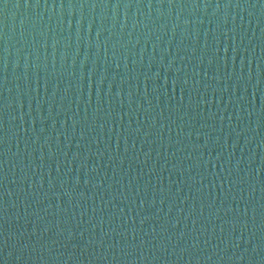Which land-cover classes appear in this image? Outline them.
Listing matches in <instances>:
<instances>
[{
    "label": "water",
    "instance_id": "water-1",
    "mask_svg": "<svg viewBox=\"0 0 264 264\" xmlns=\"http://www.w3.org/2000/svg\"><path fill=\"white\" fill-rule=\"evenodd\" d=\"M0 264H264V0H0Z\"/></svg>",
    "mask_w": 264,
    "mask_h": 264
}]
</instances>
